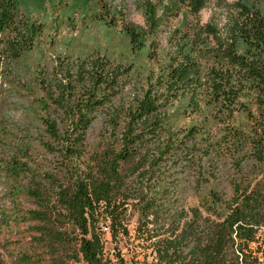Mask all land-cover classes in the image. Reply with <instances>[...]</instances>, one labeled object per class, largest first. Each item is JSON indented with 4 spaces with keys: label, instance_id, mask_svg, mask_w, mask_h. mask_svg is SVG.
I'll use <instances>...</instances> for the list:
<instances>
[{
    "label": "trees",
    "instance_id": "1",
    "mask_svg": "<svg viewBox=\"0 0 264 264\" xmlns=\"http://www.w3.org/2000/svg\"><path fill=\"white\" fill-rule=\"evenodd\" d=\"M71 2L72 12L115 27L108 0ZM206 3L131 0L142 25L126 21L118 31L130 51L149 60L161 46V28L182 21L165 31L169 54L157 74L150 71L125 99L123 81L133 63H113L100 52L58 61L55 69L36 67L31 76L19 60L44 24L22 11L23 0H0V80L9 70L26 89L15 143L3 139L12 129L0 127V172L10 180L14 203L0 224L26 222L31 231L14 262L0 253V264H109L104 229L112 240L129 237L132 215L144 264L257 262L253 245L264 235L263 126L240 99L254 98L264 117V0L224 3L220 25L200 24ZM193 52L208 60L203 74ZM201 84L207 102L238 105L257 124L253 136L225 130L220 140L231 148L224 152L231 165L225 175L203 162L223 157L218 142L202 149L199 127L176 129L167 112L179 98L198 111ZM192 183L197 205L185 207V186ZM17 198L30 207L19 213Z\"/></svg>",
    "mask_w": 264,
    "mask_h": 264
},
{
    "label": "rangeland",
    "instance_id": "2",
    "mask_svg": "<svg viewBox=\"0 0 264 264\" xmlns=\"http://www.w3.org/2000/svg\"><path fill=\"white\" fill-rule=\"evenodd\" d=\"M71 1L23 0L22 11L32 19L42 22L44 29L37 44L19 60L22 63L21 66H28L31 75L36 67L55 69L58 61H73L77 57H84L89 52H100L101 55L113 63L131 61L133 68L124 77L123 81L126 83L123 95L127 99L129 89L144 86L150 71L154 70L152 73L157 74L158 66L166 61L169 47L163 41V38L166 37L165 31H171L180 25L182 17L171 20L167 26L161 28V32L158 33L161 46L156 50L155 58L149 60L143 52L138 54L135 51H130L118 31L126 21L142 25L140 13L131 4V0H108L112 12L117 17V23L112 28L100 22H93L79 12H72ZM232 1L207 0L205 7L198 15L200 24L213 20L220 25L224 20L223 5ZM124 4L127 5L126 9L122 8ZM184 30V27L180 28V34ZM192 55L201 70L208 66V60L196 55L195 52ZM6 72L4 74L6 77L0 80V127L3 126L2 128L6 129V131L12 129L13 132L3 139L15 143L16 137L19 135L16 127L23 119L21 116V105L25 103L26 94L24 92L26 89L20 87L24 84L21 80L18 82L13 73H9V70ZM203 73L204 71L202 70ZM27 75H25V78ZM198 91L200 102L198 111L195 112L189 108L184 98H179L172 101L167 112L171 117V124L176 129L193 125L199 127L200 131L196 135L197 144L202 149L218 142L219 153H223V157L212 156L210 160H204L203 162H205L204 164L208 169L212 168L214 170L215 167H218L217 169L225 175L228 173V169L231 168L230 161L228 162L229 158L224 153L231 149L230 143H223L220 140L225 130L230 126H234L253 136L256 125L258 124L257 126H259L260 123V127L263 126L262 136L264 137L263 113L254 98L240 99L242 103L247 104L250 114L256 118L258 123L255 124L238 105H230L224 108L220 103L207 102V94L202 84ZM34 127H37L36 122L31 125V131H34ZM94 128L97 129V126H94ZM15 134L16 136H14ZM39 153L40 151L38 150V158L40 157ZM222 173L221 175H223ZM188 176L182 182L186 183ZM9 183L10 180L7 181L0 172V214H4V216L11 215L14 211V203L12 204L7 193ZM193 187H195L194 183L185 186L188 194L184 200L185 207L197 205V200L192 195ZM17 201L16 210H19V213L30 207V203L26 199L17 198ZM135 218L136 216L132 215L127 225V229L130 232L129 237L112 240L107 230L104 229L103 240L109 264H144L143 256L140 254L142 246L138 244L137 240H133L131 235L135 226ZM27 226L28 223L26 222L12 220L7 225L0 224V253L6 262H14V256L29 246L28 241L31 231L28 230ZM253 248L256 249L254 255L257 257L255 264H264V235L257 244L253 245ZM69 264L81 263L70 262Z\"/></svg>",
    "mask_w": 264,
    "mask_h": 264
}]
</instances>
